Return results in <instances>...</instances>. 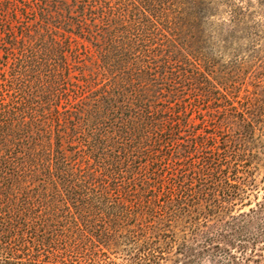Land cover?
I'll return each mask as SVG.
<instances>
[{
    "label": "trees",
    "instance_id": "obj_1",
    "mask_svg": "<svg viewBox=\"0 0 264 264\" xmlns=\"http://www.w3.org/2000/svg\"><path fill=\"white\" fill-rule=\"evenodd\" d=\"M248 3L0 0V264H264Z\"/></svg>",
    "mask_w": 264,
    "mask_h": 264
},
{
    "label": "rangeland",
    "instance_id": "obj_2",
    "mask_svg": "<svg viewBox=\"0 0 264 264\" xmlns=\"http://www.w3.org/2000/svg\"><path fill=\"white\" fill-rule=\"evenodd\" d=\"M247 1L249 2L248 4L250 5L248 12H252L251 18H253L254 21H256L258 23L257 24L258 26L256 25L257 27H255L254 31H256V33H257L256 37H258L260 39V41H258V39H256L255 43L259 42V44L261 45L263 43V39H264L263 38V36H264V0H247ZM254 10L256 11V14L254 13ZM253 22H247L245 24L252 25ZM252 36L254 37L255 34ZM216 45H219V43H216ZM229 47H230L229 50H231V48L236 47V46H233V44L231 42V43H229ZM240 47L243 50H246V55H251V50L249 48L250 46L246 41H243V43L241 44ZM243 50L239 51L238 58H236L235 55L232 56L231 53L226 52L222 56L217 55L215 61L217 63H220L222 67L227 66L229 63H232V62L237 63L240 61V58L243 57L242 56ZM263 60H264V57H263ZM257 63H255V64H257ZM252 72H255L257 76H262L261 79H264V74H261V75L258 74L259 72L264 73V68H258L257 71L256 70L255 71L254 70L253 71H250V70L246 71L245 75H241V77L237 78V81L239 83L238 92L240 94V97L244 96L245 94H247L249 92L251 93V92L256 90L254 84L257 82L258 79H255L253 77L254 73H252ZM261 83H262V87L264 88V81ZM257 89L258 90H256V91L260 90V88H257ZM259 180H260V178H259ZM262 193H263L262 190H260V192L258 193V199L262 198V195H263ZM246 210H247V208H246Z\"/></svg>",
    "mask_w": 264,
    "mask_h": 264
}]
</instances>
